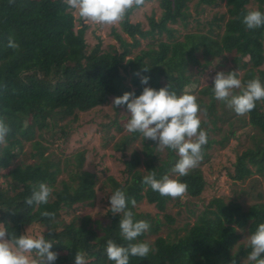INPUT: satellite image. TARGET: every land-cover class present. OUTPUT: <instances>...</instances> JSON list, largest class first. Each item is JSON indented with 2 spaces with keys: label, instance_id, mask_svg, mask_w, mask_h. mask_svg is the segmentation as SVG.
<instances>
[{
  "label": "trees",
  "instance_id": "obj_1",
  "mask_svg": "<svg viewBox=\"0 0 264 264\" xmlns=\"http://www.w3.org/2000/svg\"><path fill=\"white\" fill-rule=\"evenodd\" d=\"M193 1L161 0V16L150 17L146 30L141 23H131L130 17L139 8L134 7L120 23L132 41L125 40L114 28L113 35L121 50L108 51L101 42L89 46L85 37L89 26L81 24L77 28L76 17L66 11L64 0H0V117L5 118L11 129L8 147L0 160L12 166L0 184V224L7 228L9 239L11 234L17 237L28 234L54 242L51 250L58 253L54 264H75L78 251L85 255L87 264H114L107 259L105 249L109 239L126 246L119 229L123 214L113 215L109 208L104 222L93 219L86 211L95 207L98 190L105 191L110 198L115 190L122 189L134 219L151 225L134 242H148L153 251L143 259L130 256V264H244L241 257L248 255L251 248H240L234 253L241 238L238 229H248L252 234L264 223V195L249 208L236 200L215 197L197 215L193 225L187 224L185 236L175 242L161 236L151 241L153 234L163 225H173L174 220L167 215L166 222H162L159 215L153 218L149 213L139 212L137 205L146 199L159 213H165L173 198L162 197L141 181L150 171H155L157 179L170 174L179 159L176 152L165 149L166 155L162 157L156 142L142 137V150L132 151L129 159L123 160V180L109 176L101 183L97 173L84 169L85 151L63 157L41 141L48 134L52 143L57 134L66 141L71 124L78 122L79 115L106 106L125 92L138 96L146 86L159 90L170 84L169 90L177 95L193 94L195 90L187 88L200 84L195 67L203 74L215 63L223 64L226 54L233 55V71H238L237 78L241 76L242 84L255 78L264 84V27L249 30L243 24V17L253 10L252 6L264 12V0H226V13L218 18L215 15L206 32L199 30L180 36L173 25L189 26ZM200 1L217 5L219 0ZM10 37L19 44L18 50L7 47ZM141 39L150 42L136 52ZM145 66L149 71H142ZM137 72L150 76L148 85L141 83ZM212 87L214 84L204 86L196 96L206 117L201 120L208 135L203 159L189 175L177 177L188 185L185 196L189 199L200 198L206 191L202 167L211 161L209 151L214 143L224 148L237 137V122L255 132L254 148L236 153L226 173L236 183L245 182L257 173L264 175V102H257L246 120L216 100ZM218 105L222 113L218 112ZM62 122L66 124L61 125ZM117 123L112 119L101 124L107 140H113L109 130L111 124ZM225 124L230 127L227 133H223ZM209 132L223 137L211 139ZM139 135L137 132L126 136L118 144L120 150L126 151ZM27 144L33 147L31 160L14 164L25 153ZM65 172L68 180L61 181L57 188L59 177ZM41 182L54 190L49 202L27 205L25 201L32 195L33 185ZM132 198L137 202L135 208L131 205ZM44 211L55 213L54 219L42 216ZM78 211L84 215L77 216ZM63 213L71 220H65Z\"/></svg>",
  "mask_w": 264,
  "mask_h": 264
},
{
  "label": "clouds",
  "instance_id": "obj_2",
  "mask_svg": "<svg viewBox=\"0 0 264 264\" xmlns=\"http://www.w3.org/2000/svg\"><path fill=\"white\" fill-rule=\"evenodd\" d=\"M146 0H64L66 11L85 23H94L100 27L114 26L125 20L127 13L134 7L144 5ZM243 24L253 30L264 27V12L250 10L243 17ZM7 47L18 50L19 44L9 38ZM149 71L148 67L142 69ZM141 76L140 72L136 73ZM238 72L225 74L218 72L214 77V97L232 109L239 116H246L257 107V102H264V84L259 78L251 79L246 85L237 78ZM150 76H141V83L148 85ZM171 85L159 90L146 86L140 95L134 92H125L122 96L113 99V106H126L129 120L125 125L128 133H140L145 140L156 142V149L163 152L171 149L179 157L171 168L170 174L157 179L155 171H150L141 181L142 185L149 186L152 191L162 197L183 199L188 185L172 175L185 177L198 167L203 159V146L208 142L207 132L201 127V106L197 97L184 93L177 95L170 91ZM239 89V94L235 90ZM11 129L4 117H0V156L8 147V135ZM53 188L46 183L33 185L32 195L25 203L47 204L53 193ZM110 209L113 215L123 214L120 220V236L127 242L126 246L117 244L109 239L106 246V255L114 264H130V256L146 258L153 251L148 242H134L142 234L150 230V223L144 220H135L134 213L128 208V197L122 189L115 190L109 198ZM135 198L131 205L136 207ZM44 217H55V213L44 211ZM0 224V264H54L58 253L52 251L53 243L43 236L11 234ZM251 248L244 264H264V223H260L254 233L247 238ZM75 264H87L85 255L80 251L75 257Z\"/></svg>",
  "mask_w": 264,
  "mask_h": 264
},
{
  "label": "rangeland",
  "instance_id": "obj_3",
  "mask_svg": "<svg viewBox=\"0 0 264 264\" xmlns=\"http://www.w3.org/2000/svg\"><path fill=\"white\" fill-rule=\"evenodd\" d=\"M161 0H146L145 4L140 6L134 11L130 17L131 23H141L144 30L149 28V18L154 17L158 19L161 16L162 9L160 7ZM200 0H194L190 4L189 12L191 13V19L189 26L185 28L180 23L173 25V28L179 30L180 36L187 34L189 32L208 30V23L216 15L226 13V0H219L217 5H205L200 4ZM200 4V5H198ZM253 10H257V7L252 6ZM218 15V16H217ZM76 25L77 28L81 27V24H85L77 15ZM199 21V25L197 23ZM89 26L86 32V41L90 47L95 46L97 43H102V48L104 50L116 49L120 51V43L113 35V29L115 28L117 33L127 40L132 41L131 38L122 31L120 23L114 26H104L100 27L94 23L86 24ZM217 30V29H215ZM165 38V36H164ZM181 38V37H180ZM148 39H141V46L135 51L139 52L140 49L147 47ZM227 58L223 64L215 63L214 66H210L205 73H200L199 68L195 67L194 73L199 76L200 84L189 87L187 90H195L193 95L197 96L198 91L204 86H209L214 84V77L218 72H224L225 74L233 72L234 64L231 60L233 55L226 54ZM236 72H238L235 69ZM242 74V72H239ZM241 79V76L239 77ZM198 93V94H197ZM200 95V94H199ZM113 99L110 103L102 108H98L86 114L79 115V120L76 123L71 124L70 134L66 141L60 139L58 134L54 136L55 141L52 143L49 134L43 140V143L50 147V151H54L56 154H60L63 157H69L73 152L85 151L86 152V162L84 169L88 172L97 173L100 176L101 183L109 176H114L118 181L123 180V171L125 170V165L123 160L129 159L132 151L142 150V135L140 134L136 140L132 141L126 151H121L118 147L119 142L131 133L126 132L125 125L129 120V115L125 106L116 107L113 106ZM218 112L222 113L220 105H218ZM244 117V116H241ZM200 118L206 119L204 111L201 109ZM112 119L117 120V124H111L110 135H113V140H107V136L101 126V124H107L112 121ZM248 120V116H245ZM67 122V121H66ZM65 123V122H64ZM63 122L61 125L64 124ZM66 124V123H65ZM243 124L240 122L236 123L237 134L233 138L229 145L222 148L221 145L214 143L212 149L209 151L211 155V161L207 165L202 167L204 177L207 181V189L200 198L189 199L186 196L180 201L178 199H173L169 203L165 213H159L158 210L147 202L143 200L137 205L138 211L142 213H149L153 218L159 215V219L162 222H166V216L169 215L173 218L174 223L171 226L163 225L161 230L157 234H153L151 241L155 240L158 236L168 238L171 241H176L177 239L185 236L189 227L187 224L193 225L197 220V215L201 213L206 205L209 204L213 198H224L226 201L236 200L241 202L245 208H249L251 205L259 202V196L264 195V175L255 174L252 178L245 182H234L226 173V167L234 162L236 158V153H241L248 148H254V133L250 130V127H242ZM118 127L121 130H118ZM225 132L230 129L229 124L223 125ZM72 131V132H71ZM210 138L214 140H221L223 136L215 135L209 132ZM238 138V139H237ZM33 151L31 144H27L24 152L21 155L20 160L14 161V164L19 161L29 162L31 160L30 153ZM125 154L126 157H123ZM166 153L162 152L163 155ZM12 166H8L6 161L0 160V184L4 181V176L10 172ZM145 170V167L141 168ZM178 176L172 175V178L177 179ZM68 180V173L65 172L60 175L57 188H60L61 181ZM110 208L109 196L103 190H98L96 205L94 208L88 209L86 213L90 212L93 219L106 221L105 214ZM77 216H82L84 213L78 211ZM63 218L67 221L71 220L69 215L63 213ZM241 238L235 247L234 253L239 252L243 248L247 250L248 241L247 237L251 234L248 229H238ZM248 255H243L241 258L243 261L247 259Z\"/></svg>",
  "mask_w": 264,
  "mask_h": 264
}]
</instances>
